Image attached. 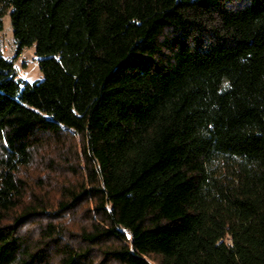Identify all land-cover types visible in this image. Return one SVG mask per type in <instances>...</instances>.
Here are the masks:
<instances>
[{
	"label": "trees",
	"instance_id": "16d2710c",
	"mask_svg": "<svg viewBox=\"0 0 264 264\" xmlns=\"http://www.w3.org/2000/svg\"><path fill=\"white\" fill-rule=\"evenodd\" d=\"M6 14L41 77L0 52V264H264V0Z\"/></svg>",
	"mask_w": 264,
	"mask_h": 264
},
{
	"label": "rangeland",
	"instance_id": "374dc122",
	"mask_svg": "<svg viewBox=\"0 0 264 264\" xmlns=\"http://www.w3.org/2000/svg\"><path fill=\"white\" fill-rule=\"evenodd\" d=\"M0 52L2 55L5 57L12 59L14 62V69L17 74V78H20L22 80H26L28 82H32L33 80L40 78L41 73L38 71L37 67V60L36 57L34 56V47L32 46L31 48H23L21 52L17 53L16 51V45L13 42V37H12V30L10 27V19L9 15H5L3 17V25H2V31H0ZM65 139V143H68V145L71 144V148L73 146L75 147L78 142L74 139ZM63 141V142H64ZM53 149H56L55 146H53ZM51 157L56 159L55 152L50 153ZM49 164L47 163V167L41 165V169L37 168V165L34 168H31L33 177L36 179V182L40 181H47V176L46 174L50 175L52 173H58V172H52V167L48 166ZM55 166V165H54ZM52 172V173H51ZM67 179L72 177L71 173H67L66 175ZM65 177V178H66ZM57 198V193L56 190H51L50 194L48 195L49 200H53L55 202ZM70 214V213H69ZM77 215H66V218L63 217V223L69 229L70 233L75 234L80 230V225L82 223V216L80 215L79 211H76ZM31 226V224H29ZM74 238L75 236H69V238Z\"/></svg>",
	"mask_w": 264,
	"mask_h": 264
},
{
	"label": "built area",
	"instance_id": "2783aa9c",
	"mask_svg": "<svg viewBox=\"0 0 264 264\" xmlns=\"http://www.w3.org/2000/svg\"><path fill=\"white\" fill-rule=\"evenodd\" d=\"M13 66H14V64H13ZM13 69H14V67H13ZM14 71H15V69H14Z\"/></svg>",
	"mask_w": 264,
	"mask_h": 264
}]
</instances>
